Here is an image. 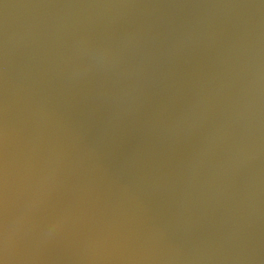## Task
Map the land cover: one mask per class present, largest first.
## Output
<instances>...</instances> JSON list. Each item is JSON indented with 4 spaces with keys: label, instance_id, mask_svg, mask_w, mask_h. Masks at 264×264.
<instances>
[{
    "label": "water",
    "instance_id": "water-1",
    "mask_svg": "<svg viewBox=\"0 0 264 264\" xmlns=\"http://www.w3.org/2000/svg\"><path fill=\"white\" fill-rule=\"evenodd\" d=\"M0 264H264V0H0Z\"/></svg>",
    "mask_w": 264,
    "mask_h": 264
}]
</instances>
